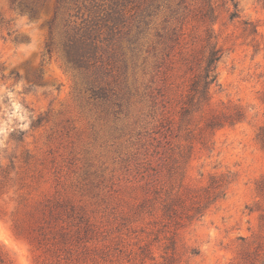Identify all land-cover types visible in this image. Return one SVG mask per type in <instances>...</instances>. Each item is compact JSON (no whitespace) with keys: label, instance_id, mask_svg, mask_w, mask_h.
<instances>
[{"label":"rangeland","instance_id":"rangeland-1","mask_svg":"<svg viewBox=\"0 0 264 264\" xmlns=\"http://www.w3.org/2000/svg\"><path fill=\"white\" fill-rule=\"evenodd\" d=\"M56 1L31 18L0 0V166L12 171L0 194V248L12 264H236L259 233L264 208L257 191L264 176L257 139L264 126V0H236L238 11L231 0H215L223 56L212 107L240 105L247 118L217 131L211 152L196 146L183 187L207 186L214 174L232 182L205 217L180 225L163 216L156 195V187L165 184L166 197L180 183L168 170L161 182L151 176V101L141 97L151 86V55L138 63L129 111L119 122L104 119L78 95L60 55L48 53ZM200 33L187 38L188 50L194 40L195 50L202 48ZM56 201L58 217L32 218Z\"/></svg>","mask_w":264,"mask_h":264},{"label":"trees","instance_id":"trees-1","mask_svg":"<svg viewBox=\"0 0 264 264\" xmlns=\"http://www.w3.org/2000/svg\"><path fill=\"white\" fill-rule=\"evenodd\" d=\"M47 1L10 0V6L35 18ZM231 1L238 11V2ZM218 19L215 0H57L49 24L48 53L60 55L74 74L78 95L92 100L107 120L119 122L129 111L139 91L138 63L142 59L145 64L151 55V86L141 96L151 101V176L153 182H161L160 174L168 170L170 178L180 183V189L166 197L162 195L165 184L156 187L163 216L175 225L200 221L225 198L232 182L226 174H214L207 186L183 187L196 146L211 152L217 131L247 118L240 105L212 107V89L218 83L223 56L213 30ZM191 23L198 24L192 29H201L200 50L194 48L200 36L193 37L194 30L190 33ZM188 37L196 39L190 50ZM13 139L22 142L23 136ZM257 139L264 148V126ZM11 172L0 166V194ZM257 191L264 201V176ZM58 208V201L49 202L35 210L32 218L40 223L53 220L61 214ZM16 228V236H22V226ZM0 264H12L1 248ZM236 264H264V208L259 233Z\"/></svg>","mask_w":264,"mask_h":264}]
</instances>
